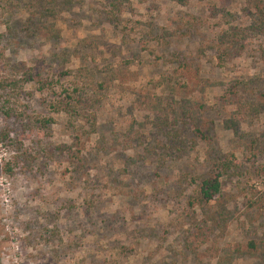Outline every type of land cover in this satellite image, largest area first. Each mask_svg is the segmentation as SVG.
Listing matches in <instances>:
<instances>
[{"label": "rangeland", "instance_id": "374dc122", "mask_svg": "<svg viewBox=\"0 0 264 264\" xmlns=\"http://www.w3.org/2000/svg\"><path fill=\"white\" fill-rule=\"evenodd\" d=\"M254 20L250 0H0L1 264H264ZM228 27L244 37L218 60ZM81 79L93 127L58 104ZM226 154L220 197L199 205L195 181Z\"/></svg>", "mask_w": 264, "mask_h": 264}, {"label": "trees", "instance_id": "16d2710c", "mask_svg": "<svg viewBox=\"0 0 264 264\" xmlns=\"http://www.w3.org/2000/svg\"><path fill=\"white\" fill-rule=\"evenodd\" d=\"M173 1L179 4H185L189 0ZM250 4L251 8H253L255 11V20L252 31L258 30L260 32L264 26V0H250ZM50 8L52 10L55 9L54 7ZM243 34V31H239L232 27H228L226 30L219 31L217 38H215L216 41L213 44L215 52L214 57L220 60L223 57L231 56L233 50L236 52V48H240V36L243 39ZM177 58L180 62L178 64L179 70L182 68V70H187L189 72L192 71V63L194 64L192 59L187 61L186 58H183L182 60L179 57ZM74 84V87L71 88L70 92L66 93V96L62 99V101L58 102V104L63 106L69 116H81V118H84L85 121L90 124L89 126L93 127L95 125V106L97 105L96 103H98V100L94 97L96 93L93 91H88L87 89L84 90V81L82 79L80 81H75ZM181 106L184 108L183 112L187 114V106ZM81 112H83L84 117L81 115ZM194 124L195 127L192 131V137L195 135L198 138H202V140L206 141L207 137L205 136V132L202 130V127L198 125V123L194 122ZM169 143L170 144L166 145L178 152H181V144L183 142L170 141ZM232 156V154L212 156L214 158L211 161V169L208 171V174L201 178H197V181H195V196L196 202L199 205H209L211 202L217 201V199L220 197L221 177L233 168L234 158ZM210 220L211 224H214L213 227H215L219 219L216 220V218L212 215ZM204 223L206 224V222ZM200 228V231L204 229L203 227ZM247 250L255 253V251L258 250V245L254 243V241H250L247 245Z\"/></svg>", "mask_w": 264, "mask_h": 264}, {"label": "flooded vegetation", "instance_id": "af4514ba", "mask_svg": "<svg viewBox=\"0 0 264 264\" xmlns=\"http://www.w3.org/2000/svg\"><path fill=\"white\" fill-rule=\"evenodd\" d=\"M0 264H1V257H0Z\"/></svg>", "mask_w": 264, "mask_h": 264}, {"label": "built area", "instance_id": "2783aa9c", "mask_svg": "<svg viewBox=\"0 0 264 264\" xmlns=\"http://www.w3.org/2000/svg\"><path fill=\"white\" fill-rule=\"evenodd\" d=\"M4 201L6 202L7 200L4 199Z\"/></svg>", "mask_w": 264, "mask_h": 264}]
</instances>
